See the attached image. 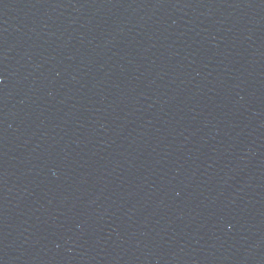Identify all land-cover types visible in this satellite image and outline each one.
Masks as SVG:
<instances>
[{
  "label": "water",
  "instance_id": "95a60500",
  "mask_svg": "<svg viewBox=\"0 0 264 264\" xmlns=\"http://www.w3.org/2000/svg\"><path fill=\"white\" fill-rule=\"evenodd\" d=\"M0 264H264V0H154L0 159Z\"/></svg>",
  "mask_w": 264,
  "mask_h": 264
}]
</instances>
